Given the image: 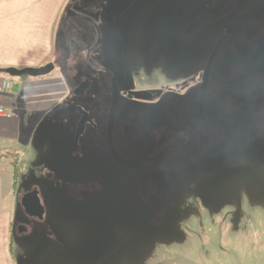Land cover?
Returning <instances> with one entry per match:
<instances>
[{"label": "rangeland", "instance_id": "1", "mask_svg": "<svg viewBox=\"0 0 264 264\" xmlns=\"http://www.w3.org/2000/svg\"><path fill=\"white\" fill-rule=\"evenodd\" d=\"M106 1L103 0L101 7ZM239 1L248 2L247 5H242L244 10L241 11L248 14L260 0H235ZM197 3L198 0H149L145 4L144 7L150 9L160 7L168 11H159V15L155 16L154 13L149 15V11L138 16L139 23L143 24L148 33L157 32L160 35L161 41L154 44V48L140 44L138 38L131 44L130 41L126 43V59L130 56L135 88L143 87L138 81L153 85L164 78L175 81L191 74L196 76L203 67L207 61L204 34L208 31L210 44L214 40V34L222 30L223 26L221 22H216L218 17L215 15L197 11ZM140 7L142 3L136 2L127 14L134 13ZM180 8H185L184 13L188 10L185 19ZM98 10L97 2L85 4L83 0H74L59 24L53 62L54 69L60 71L61 78L67 85H71V77L77 70V61L74 60L75 49L77 52V28L88 32L86 40H94L96 34L90 35L91 30L98 27L105 30L110 25L108 21L105 22L96 16ZM128 18L126 19L125 15L120 21L121 25L124 20L131 21L132 17ZM190 18H194V22L188 21ZM263 21L264 19H261L257 23ZM189 22L192 24H188ZM194 23H197L198 27H194ZM187 25L189 26L184 32ZM192 27L194 31L189 32ZM203 30L204 32L198 35ZM171 36L173 49L170 50L172 47L167 41L171 51L167 52L163 39L170 40ZM188 36L194 37L182 40ZM70 39L71 43H68ZM149 48H153V53L143 60L141 57ZM221 54L213 64L208 92L213 91ZM167 55H172L173 58L167 59ZM224 71L226 70L221 73ZM244 84H250V81L247 80ZM60 100L61 103L59 102L34 131L28 152L18 155L21 158L19 157L17 164L13 215L16 264H77V247L83 245L87 237L86 230L77 222V215L87 210L95 212L101 209L97 207L98 203L108 202L103 192L107 179H113L119 184H129L138 199L148 205L151 212L145 218L141 205H131L130 216L144 215L137 218L147 222L144 230H139L146 233L147 238L141 236V239H137L140 236L135 237L132 234V230H135L133 225L131 229L114 225L115 240L111 244L117 246L115 252L120 251L106 258L102 264H264V182L244 176L220 177L228 183L214 189L210 197H204L201 193L204 194V190L213 187L217 181L213 183L212 177L203 176L200 171L192 175L194 168L189 164L191 160L188 155H184L186 164L182 168L179 167V173L178 167L168 169L172 173L176 171L180 179L175 187L168 180L164 188L166 181L156 171L140 170L130 173V183L125 179L122 182L124 177L115 173L109 175V169L104 166L105 175H89L77 169V157L69 148H65L63 141L66 131L56 128L52 134L49 128L45 127V123L56 119L54 111L59 105L75 103L72 94L68 92ZM227 102L224 108L227 112L232 110L237 114L243 109V116L240 113L237 118L239 126L243 123L246 127L253 122L255 116L253 110L248 111V105L239 106L236 101ZM58 116L59 119L68 117L71 122L77 112L68 110ZM99 126L101 131L105 130L106 120ZM72 130H75L74 123ZM246 137L250 139L246 141ZM240 146L243 156L236 157L239 154L236 152L224 159V165L237 167L240 163L245 168L260 169L264 173V140L256 143L249 128H244ZM120 186L121 189L116 195L128 198L126 187ZM162 189L165 191L163 194ZM33 190L38 192L43 205L42 216L31 215L24 207V196ZM129 199H135L133 193H130ZM124 214L126 216L127 212ZM129 233L130 239L126 238ZM122 246L125 247L121 249Z\"/></svg>", "mask_w": 264, "mask_h": 264}, {"label": "flooded vegetation", "instance_id": "2", "mask_svg": "<svg viewBox=\"0 0 264 264\" xmlns=\"http://www.w3.org/2000/svg\"><path fill=\"white\" fill-rule=\"evenodd\" d=\"M83 2L85 4L97 2L99 10L96 16L101 17L105 22L108 21L110 25L105 30L99 27L91 30L90 35L96 34L94 40H86L85 36L88 32L77 28V52L76 49L74 51L77 70L71 77L72 86L67 85L64 80L62 82L65 88L64 94L71 93L75 103L70 105L67 102L59 105L60 107L54 111L58 118L56 117L50 125L55 127V130L59 128L66 131L63 142L65 148H69L77 157V169L89 175L97 173L105 175L103 172L106 167L109 169V175L115 173L124 177L121 179L122 182L125 179L129 180V183L132 179L130 173H137L140 170L156 171L166 181L164 188L168 180L175 187L180 179L176 171L172 173L168 169L182 168L186 164H184L186 161L184 155H188L191 160L189 164L194 168L192 175L200 171L203 176L214 179L219 177L218 180L221 181V185H216L210 194L201 193L204 197H210L214 189L228 183L220 177H237L236 173L226 169L228 166L224 165V159L239 152L244 126L243 123L239 126L237 118L240 113L243 116L244 111L239 108L242 110L235 114L236 112L232 110L227 112L224 108L227 101H236L239 106L248 105V111L253 110V113L264 111V21L257 23L258 20L264 19V11L261 12L264 0L256 3L251 12H247L248 14L241 12L244 10L242 5L248 4L247 1L244 3L235 0H198L197 11L215 15L218 17L216 22H221L223 26L222 30L214 34V40L210 44L208 31L204 34L206 41L204 52L207 61L203 67L196 76L191 74L175 81L164 78L153 85L138 81L143 86L139 88H135L130 56L127 58L129 64L127 63L126 43L130 41L131 44L138 38L143 45L153 47L154 44H158L161 41L160 35L157 32L148 33L143 24L139 23L138 16L149 11H151L149 15L154 13L155 16L159 15V11L168 10L160 7L152 9L144 7L149 0H107L103 7H101L103 0H83ZM136 2L142 3V7L132 12L133 16L132 13L127 14ZM180 10L184 13L185 8ZM125 15L126 19L129 16L132 19L129 22V18L127 21L124 20V24L121 25L120 21ZM193 19L190 18L188 21L194 22ZM190 22L188 24H192ZM194 24V27H198L197 23ZM188 26L185 27L184 32ZM191 31H194L193 27L189 29V32ZM203 32L204 30L198 35ZM193 37L188 36L182 40ZM163 40L167 52H171L172 36L170 40L166 38ZM70 41L71 39L68 43H71ZM167 41L171 44L170 50ZM220 41H222L221 46L213 60L214 64L222 52L218 62L220 67L214 78V88L213 91L208 92L211 68L201 105V87L206 66ZM152 49L149 48L141 58L146 60L150 53H153ZM167 56V59L173 58L172 55ZM223 70L226 71L221 73ZM247 80L250 84H244ZM115 91L118 92L119 99L111 142L109 116ZM239 97L244 99V102L239 101ZM68 110L77 112L75 119L71 122L68 121V117L59 119L58 115ZM104 120H106V129L101 131L99 125ZM72 123H74V131ZM177 170L179 173L180 168ZM120 185L126 187L128 198H120L116 195L121 189ZM103 189L105 195L107 193L111 200L121 202L120 204L128 202L131 205L144 204L129 184H119L113 179H107ZM163 192L164 189L162 194ZM130 193H133L134 200L129 199Z\"/></svg>", "mask_w": 264, "mask_h": 264}, {"label": "crops", "instance_id": "3", "mask_svg": "<svg viewBox=\"0 0 264 264\" xmlns=\"http://www.w3.org/2000/svg\"><path fill=\"white\" fill-rule=\"evenodd\" d=\"M73 1L0 0V69L40 67L53 62L59 24ZM62 82L60 71L55 69L37 78L0 73V108L4 109L0 114V264H16L13 215L15 173L21 158L18 155L28 152L34 131L61 102L65 92ZM58 93L61 94L55 98ZM51 124L49 121L45 127L54 134L56 130L49 127ZM105 198L107 203L97 205L101 209L77 215V222L87 232L84 244L77 247V264H102L118 253L117 246L111 244L116 226L131 229L133 225L132 234L140 236L137 239L147 238L146 233L139 231L144 230L147 222L137 218L148 217L151 211L147 205H141L144 215L130 216L129 202L120 204L107 193Z\"/></svg>", "mask_w": 264, "mask_h": 264}, {"label": "water", "instance_id": "4", "mask_svg": "<svg viewBox=\"0 0 264 264\" xmlns=\"http://www.w3.org/2000/svg\"><path fill=\"white\" fill-rule=\"evenodd\" d=\"M87 1H90V0H87ZM263 11H264V6L261 9V12ZM221 43L222 41H220L215 47V49L213 50L210 56V59L207 63V66H206L204 80H203V84L201 87V105H203L202 103L204 101L205 91H206L207 84L209 81V76H210L213 60L215 58V55L217 54L219 47L221 46ZM122 45H123V40L121 41V48H120L121 52H122ZM119 57L121 59V53ZM54 68H55V64L53 62H50L40 67H27V68H22V69L10 67V68L5 69V72L8 73L12 77L28 76V77L37 78V77H43V76L50 74L54 70ZM118 99H119V94L118 92L115 91L113 94V101H112V106H111V111H110V116H109V138H110L109 140L111 142L113 138V132H112L113 121H114V117H115V113H116V109L118 105ZM239 101L244 102V99L239 97ZM76 137H77V133H76ZM23 203H24V207L27 210V212L30 213L31 215H35V216L43 215V205L41 203L38 192L36 190L28 192L23 198Z\"/></svg>", "mask_w": 264, "mask_h": 264}, {"label": "trees", "instance_id": "5", "mask_svg": "<svg viewBox=\"0 0 264 264\" xmlns=\"http://www.w3.org/2000/svg\"><path fill=\"white\" fill-rule=\"evenodd\" d=\"M1 72H5V69H0V73ZM253 115L255 116L253 122H251V124H249V126H246L244 128H246V129L249 128V130L251 132V136H253V140L256 141V143H258V142L260 143V141L264 140V121L261 120V119L264 120V111H261V110L255 111L253 113ZM243 136H241V139H240L241 141H243ZM249 139L250 138L246 137V141ZM256 145H259V144H256ZM241 148H242V146H240V143H239V155H238V156H240L239 158H241L243 156V155H241V152H242V150H240ZM256 151H259V149H256ZM243 153H244V151H243ZM247 156H251V155H247ZM249 158H254V157L251 156ZM226 169L236 173L237 176H240V177L244 176L247 178L252 177L250 179H256V180H260L261 182H264V173H262L260 169H253V168L248 169V168H245L240 163H239V166H237V167H233V166L229 165L228 167H226ZM17 170H18V167H17ZM17 173H18V171H16L15 177L17 176ZM212 180H213L212 181L213 183H216L215 181H217V183L213 187H210L209 189L208 188L205 189L204 195L210 194L211 190L216 185L220 184V182H221V181L214 179V178H212Z\"/></svg>", "mask_w": 264, "mask_h": 264}, {"label": "built area", "instance_id": "6", "mask_svg": "<svg viewBox=\"0 0 264 264\" xmlns=\"http://www.w3.org/2000/svg\"><path fill=\"white\" fill-rule=\"evenodd\" d=\"M3 113H4V109L0 108V114H3Z\"/></svg>", "mask_w": 264, "mask_h": 264}]
</instances>
